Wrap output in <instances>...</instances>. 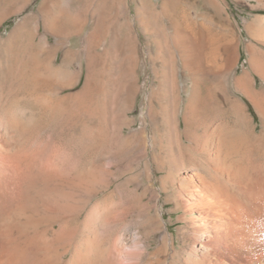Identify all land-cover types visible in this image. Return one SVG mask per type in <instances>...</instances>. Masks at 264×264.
I'll use <instances>...</instances> for the list:
<instances>
[{"label": "rangeland", "instance_id": "rangeland-1", "mask_svg": "<svg viewBox=\"0 0 264 264\" xmlns=\"http://www.w3.org/2000/svg\"><path fill=\"white\" fill-rule=\"evenodd\" d=\"M129 1L0 0V159L77 181L88 204L77 224L81 252L94 243L104 254L99 240L127 234L140 243L122 245L126 258L145 250L146 237L145 264H191L181 244L186 176L223 185L230 170L264 174V0H176L173 14L162 0ZM86 2L88 22L79 25ZM184 14L204 36L202 73L186 67L177 43ZM215 44L221 69L208 63ZM217 141L226 152L218 170Z\"/></svg>", "mask_w": 264, "mask_h": 264}, {"label": "bare ground", "instance_id": "bare-ground-1", "mask_svg": "<svg viewBox=\"0 0 264 264\" xmlns=\"http://www.w3.org/2000/svg\"><path fill=\"white\" fill-rule=\"evenodd\" d=\"M161 4L167 11H173L171 14L181 10L176 0H162ZM84 5L85 12L79 25L88 22L86 14L90 4ZM129 7H132L131 3ZM179 18L180 30L176 38L186 54V67L202 73L205 64L200 51L205 40L201 37L202 32L201 36L197 35L196 27L200 23L194 24L185 14ZM100 25L98 19L90 22L92 43L102 40ZM201 26L205 31L203 24ZM213 50L210 62H207L221 69L220 45L215 44ZM100 51L103 54L95 56L96 60L92 57L93 76L99 89L104 87L102 58L106 54L103 48ZM238 85L247 97H253L254 92L247 83L240 80ZM133 93L131 88L125 95L128 104L132 102ZM200 102L206 103L203 99ZM215 144L210 157L218 170L225 162L226 152L221 142ZM24 163L23 158L0 159V264H145L153 245L146 237L142 239L145 250L129 254L127 258L122 245L140 243L127 234L117 243L112 235L98 239L100 244L109 246V251L104 254L94 243L88 248L91 250L81 252L77 224L81 206L85 204V209L88 205L81 196L86 197L87 193H81L77 181L66 173L26 171L21 168ZM222 178L225 179V182L221 181L223 185H216L195 172L186 176L183 189L186 190L187 232L181 244L187 249L191 264H264V174L236 169L226 172Z\"/></svg>", "mask_w": 264, "mask_h": 264}]
</instances>
